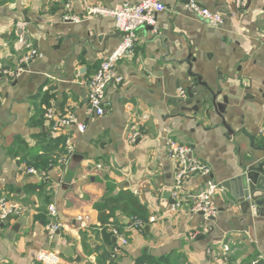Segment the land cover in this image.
Listing matches in <instances>:
<instances>
[{"label":"crops","instance_id":"0c3cea01","mask_svg":"<svg viewBox=\"0 0 264 264\" xmlns=\"http://www.w3.org/2000/svg\"><path fill=\"white\" fill-rule=\"evenodd\" d=\"M138 1L0 0V67L15 70L29 47L40 54L16 74L0 73V197L24 208L0 221V264H43L35 261L42 248L58 254L59 264H264V210L242 212L222 186L243 166L264 159V0H246L242 7L236 0H193L223 16L217 27L168 0L153 27L137 30L132 54L117 63L121 79L106 86L105 113L89 116L86 84L120 33L111 17H86V7ZM102 35L100 54L75 43L89 38L98 49L96 36ZM189 52L192 71L221 91L217 101L226 97L223 117L231 133L203 88L192 100L201 99L198 111H183L187 95L179 96V89L186 91L191 77L177 60ZM48 108L56 117L75 116L86 129L55 126V118L45 117ZM133 125L139 135L132 141ZM169 137L209 167L207 175L184 182L182 197L207 182L224 188L213 196L217 211L209 220L187 205L168 212L174 169L166 155ZM67 139L83 156L73 167L64 163ZM122 192L137 197L148 219L118 214L101 224L95 205ZM50 203L63 226L48 239ZM194 231L200 234L190 239Z\"/></svg>","mask_w":264,"mask_h":264},{"label":"built area","instance_id":"2783aa9c","mask_svg":"<svg viewBox=\"0 0 264 264\" xmlns=\"http://www.w3.org/2000/svg\"><path fill=\"white\" fill-rule=\"evenodd\" d=\"M168 0H139L136 3H123L114 7H107L103 5H91L86 7V17L94 16H108L113 19L116 30L120 33V41L118 45L107 54L99 63V66L88 80L87 86V113L89 116H100L105 113L103 101L105 97L106 86L110 82H119L120 76L117 72V63L125 56L132 54L135 43L137 41V30L144 26L153 27L156 23V16L158 13L166 9V2ZM246 0H236L238 7L244 6ZM69 7V4H66ZM186 10L193 15L202 19L211 27H217L223 23V16L215 11L200 6L195 1L191 0L184 6ZM65 20L70 19L78 22V16L65 15ZM39 52L29 47L26 54L22 57L19 66L13 71L5 70L0 67V73L16 74L23 70V66L32 62L39 57ZM179 96H186L184 89H179ZM45 117L47 119L55 118V126L69 127L74 126L77 131L84 132L86 124L81 122L73 115L56 117L52 108H48ZM264 130V126L262 128ZM139 135L135 125L132 126V132L129 135L130 140H135ZM67 153L64 163L70 159L73 154V147L70 145L69 139L66 140ZM166 155L173 163V175L171 185V202L168 207V212H177L184 205H187V210L192 214H201L204 219L209 220L216 214V205L213 196L216 191L223 190L221 185H215L207 182V186L198 192L188 193L181 196L180 190L184 182L194 174L207 175L209 167L200 162L193 161L189 158L190 148L178 144L171 137L165 141ZM29 171L33 172L32 169ZM49 221L45 224L44 229L48 239L53 238L63 224L60 221L57 209L53 203L47 206ZM24 212L21 205L11 202L5 197H0V221L5 222L9 217L19 216ZM79 220H83L82 216H78ZM140 224L137 221V225ZM113 235L120 242L125 245L127 240L121 236L115 228L112 229ZM200 234V231H194L189 234V238L193 239ZM36 262L43 264H59V255L48 248L40 249L35 256Z\"/></svg>","mask_w":264,"mask_h":264},{"label":"water","instance_id":"95a60500","mask_svg":"<svg viewBox=\"0 0 264 264\" xmlns=\"http://www.w3.org/2000/svg\"><path fill=\"white\" fill-rule=\"evenodd\" d=\"M191 0H178L176 10L180 11L185 5H187ZM249 0H247V4ZM17 34L23 39L26 40L27 36L21 28L17 29ZM98 42L101 43V47L94 49L91 45L90 39L85 38L79 40L76 38V44H87V46L93 50L95 53H103L105 49V41L107 39L106 35L96 36ZM85 50H82V54ZM195 61V58L192 57L190 52L186 55L184 59L177 60L178 64L185 63L187 65L186 74L190 78V85L186 88L187 98L184 100L185 108L183 111L194 112L198 111V105L201 102V99L193 100L194 95L198 92V87L203 88L210 95L209 104L213 112L220 118V125L226 128L227 132L231 133L230 127L226 124L223 114L225 112V104L227 99L225 96L222 98V102L217 101L218 96L221 91H214L211 89L206 82L202 80V76L192 71V65ZM264 148V147H263ZM191 156V153L188 154ZM83 156L73 153L69 159L70 167H73L76 164H79ZM242 173L237 175L234 178H231L228 181L222 183V186L231 191L232 196L239 204L242 212L246 213L248 210L252 215H259L264 210V159L261 160L255 166H243ZM170 192V188H165ZM10 220V217L7 218ZM23 222V220H20ZM18 226V224H17ZM17 226L13 228V232L17 229Z\"/></svg>","mask_w":264,"mask_h":264},{"label":"trees","instance_id":"16d2710c","mask_svg":"<svg viewBox=\"0 0 264 264\" xmlns=\"http://www.w3.org/2000/svg\"><path fill=\"white\" fill-rule=\"evenodd\" d=\"M95 208L98 211V218L101 224L108 222L110 218L116 217L118 214L137 216L142 220L148 219L145 206L130 192L109 196L103 202L96 204Z\"/></svg>","mask_w":264,"mask_h":264}]
</instances>
